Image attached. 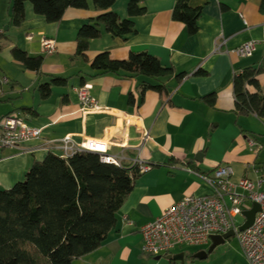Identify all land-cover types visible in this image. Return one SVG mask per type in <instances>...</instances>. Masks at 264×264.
I'll list each match as a JSON object with an SVG mask.
<instances>
[{
    "label": "crops",
    "instance_id": "0c3cea01",
    "mask_svg": "<svg viewBox=\"0 0 264 264\" xmlns=\"http://www.w3.org/2000/svg\"><path fill=\"white\" fill-rule=\"evenodd\" d=\"M128 0H115L112 7L120 18H128ZM175 0H146L145 13L132 17L135 32L112 37L101 26V35L90 40L86 61L76 57L79 29L101 11L87 0V8H67L56 23H48L25 5V19L19 27L9 23L10 0H0V117L12 112L23 116L28 125L42 129L41 136L20 149L0 150V190L23 182L33 162L49 154L62 157L60 140L70 136L74 145L85 139L107 143L108 154L122 156L123 164L138 160L148 166L135 182L133 190L117 212L115 228L93 252L73 264H248L240 248H214L227 255L224 260L195 259L207 251L201 247L174 249L169 255L183 253V262L167 256L142 253L140 229L183 197L212 193L204 178L219 164L232 168L231 182L240 178L257 181L264 175V135L260 137L249 124L253 114L239 115L235 110L232 78L238 71L256 67L264 58V14L259 0H190L191 7H201L195 35L187 34L183 23L172 19ZM42 39L55 42V52L42 51ZM247 42L256 49L249 58L234 52ZM221 43L219 51L217 45ZM16 47L30 56H41L38 73L15 61ZM146 51L157 57L175 74L177 82H166V94L146 91L139 86L144 78L123 74L93 76L90 62L107 52L112 59L123 60L130 52ZM67 80L65 86L51 87L50 95L40 96V85L50 78ZM263 88L264 75L258 77ZM90 85V95L101 108L81 112L77 90ZM215 94L214 104L204 97ZM261 120V118H258ZM263 120V119H262ZM143 132L148 139L143 142ZM259 134V135H256ZM251 143L261 146L254 153ZM197 154L201 156L196 160ZM264 186V185H263Z\"/></svg>",
    "mask_w": 264,
    "mask_h": 264
},
{
    "label": "trees",
    "instance_id": "16d2710c",
    "mask_svg": "<svg viewBox=\"0 0 264 264\" xmlns=\"http://www.w3.org/2000/svg\"><path fill=\"white\" fill-rule=\"evenodd\" d=\"M146 0H128V18H120L112 7L115 0H92L101 13L82 26L76 36V57L86 61L90 40L101 35L100 27L112 37H125L135 32L132 17L145 13ZM190 0H175L172 19L185 25L187 34L198 31L201 7H191ZM30 3L36 15L48 23L58 22L67 8L85 9L87 0H10L9 23L19 27L25 19V5ZM264 14V0H259ZM4 39L0 36V39ZM1 50V46H0ZM13 59L25 69L38 73L43 58L30 56L13 47ZM93 76L123 74L141 76V96L146 91L166 94V82H180L183 73L175 74L146 51L130 52L123 60L112 59L107 52L91 62ZM264 75V58L256 67L244 68L232 78L235 110L239 115L253 114L264 118V91L258 77ZM67 80L50 78L40 85V96L50 95L51 87L65 86ZM215 94L204 97L212 106ZM137 165L115 166L100 161L98 154L80 151L66 159L49 154L33 162L23 182L0 190V264H73L101 246L115 228L117 212L143 174Z\"/></svg>",
    "mask_w": 264,
    "mask_h": 264
},
{
    "label": "built area",
    "instance_id": "2783aa9c",
    "mask_svg": "<svg viewBox=\"0 0 264 264\" xmlns=\"http://www.w3.org/2000/svg\"><path fill=\"white\" fill-rule=\"evenodd\" d=\"M221 43L217 45L219 51ZM42 51L46 54L55 52V42L52 39H42ZM256 49L255 42H247L235 50L239 58H249ZM238 71L237 74H241ZM8 83L7 78H0L1 86ZM90 85H84L77 90L80 111H98L101 108L90 95ZM42 129L27 124L23 116L17 112L0 117V150L20 149L28 142L38 139ZM148 139V133L143 132L142 141ZM63 159L80 151L98 154L100 161L105 164L121 166L122 156L108 154L107 143L85 139L79 145H74L70 136L60 140ZM254 153L261 146L251 143ZM141 172L147 171L148 166L133 161ZM233 171L229 165L219 164L212 170L211 175L204 178L212 193L206 196L189 195L168 207L154 221L140 229L142 236V253L150 256H167L174 249L190 247L201 248L210 242L211 236L224 235L233 232L237 238L243 257L248 264H264V175L257 181L240 178L235 184L231 182ZM257 203L260 210L255 214L251 226L243 231L239 228L246 222L244 212L249 211ZM241 217L243 222L237 223Z\"/></svg>",
    "mask_w": 264,
    "mask_h": 264
},
{
    "label": "water",
    "instance_id": "95a60500",
    "mask_svg": "<svg viewBox=\"0 0 264 264\" xmlns=\"http://www.w3.org/2000/svg\"><path fill=\"white\" fill-rule=\"evenodd\" d=\"M201 156V154H197L196 156V160ZM260 210V207L257 203H254L252 205V208L249 210V211H246L244 212V216L246 217V222L239 228V231H243L247 228H249L251 226V224L253 223L254 221V217H255V214ZM234 237V234L233 232H228L224 235H216V236H211L210 238V246H209V249L207 251H201V252H198L197 254L194 255V258L195 259H202V258H206L207 255H209L213 249L215 247H217L218 245H221V244H224L226 240L230 239ZM183 253H180L178 255H168L167 256V260H173V261H180V262H183Z\"/></svg>",
    "mask_w": 264,
    "mask_h": 264
},
{
    "label": "rangeland",
    "instance_id": "374dc122",
    "mask_svg": "<svg viewBox=\"0 0 264 264\" xmlns=\"http://www.w3.org/2000/svg\"><path fill=\"white\" fill-rule=\"evenodd\" d=\"M262 89L264 91V85H263ZM248 122L251 125V127H253L255 129L256 133L260 134V137H262V135H264V118H261V120L258 119V118H255V120L254 119H250ZM259 134H256V135H259ZM242 222H243V219L241 217H238L237 218V223L241 224ZM215 248H240V246H239V243L237 241V238L234 236V237L226 240L224 244L218 245ZM221 250H224V249H218V250H216V252L214 250L210 254L211 255V260H216L218 262L221 261V260H224V258H226L227 255H222L220 253Z\"/></svg>",
    "mask_w": 264,
    "mask_h": 264
}]
</instances>
